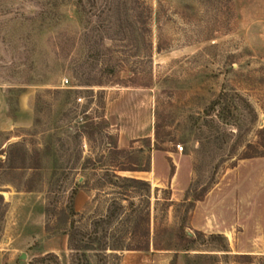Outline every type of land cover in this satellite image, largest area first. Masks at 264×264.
I'll return each mask as SVG.
<instances>
[{"label":"rangeland","instance_id":"374dc122","mask_svg":"<svg viewBox=\"0 0 264 264\" xmlns=\"http://www.w3.org/2000/svg\"><path fill=\"white\" fill-rule=\"evenodd\" d=\"M0 149V264H262L264 0H0Z\"/></svg>","mask_w":264,"mask_h":264},{"label":"trees","instance_id":"16d2710c","mask_svg":"<svg viewBox=\"0 0 264 264\" xmlns=\"http://www.w3.org/2000/svg\"><path fill=\"white\" fill-rule=\"evenodd\" d=\"M78 1H82V0H78ZM17 145H13V147H16ZM1 151V149H0ZM124 149H118L117 146H114L112 149H109V152L111 153H117V152H123ZM20 160L22 163L18 164V165H11L10 168L11 169H24L26 167H28L29 169L32 170H36L37 168H40L39 164L36 165H30V166H26L25 164V157H26V152L23 151L20 153ZM264 155V151L262 153ZM255 156V153L248 155L245 154L244 158L247 157H253ZM121 170H125L123 168H121ZM136 170H146L148 171L149 168L148 167H144L142 169H136ZM115 178L117 179H123V180H128L134 183H141V184H146V181L140 180V179H135V178H129V177H121L119 175H115ZM24 191H33L36 190V188L32 185L26 184L25 187L22 189ZM115 214V213H114ZM114 214H108L106 215V220H101V221H105L106 224H109L110 221L112 220ZM138 233L141 234H137L135 232V229L133 230L132 228L129 230L128 229V233L132 236V238H130V240H134L133 238H138V240H135L136 243L132 244L130 241L129 243H127L126 245L124 244H120V245H114V244H108L107 241H105L106 239V229L104 230V234L101 237H97V233H98V228L94 227V229L89 232V233H84V232H79L80 235H82V237L87 236L89 238V242H96V243H100L102 242L99 246L100 249L106 250V249H128V250H143V251H147L150 248H153L154 250H174L175 253L178 251H187L189 249L192 248L191 245L189 244H184V243H177V244H172V243H166V244H161L160 243V239H159V229L157 226H154L153 230L151 231V228L148 224V219L146 220V227L142 228L140 231L138 229H136ZM169 231H171V229L169 227H164L162 229V232L164 233H168ZM199 233V231H196V234ZM179 235L180 238H189V235L185 233V231L180 228L179 230ZM94 236V237H93ZM82 239H78L76 237V235H74L73 233H70L69 235V246L70 249L73 250H79L80 247L82 246L81 243ZM88 240V239H87ZM103 240V241H102ZM85 249H88V245L83 246ZM52 258L55 260L56 263H58V258L57 255H55L54 253H47L46 255H44L43 257H41L40 260H45V259H49ZM264 264V258H263V263Z\"/></svg>","mask_w":264,"mask_h":264},{"label":"built area","instance_id":"2783aa9c","mask_svg":"<svg viewBox=\"0 0 264 264\" xmlns=\"http://www.w3.org/2000/svg\"><path fill=\"white\" fill-rule=\"evenodd\" d=\"M177 148L179 151H182V149H183L182 145H177Z\"/></svg>","mask_w":264,"mask_h":264}]
</instances>
